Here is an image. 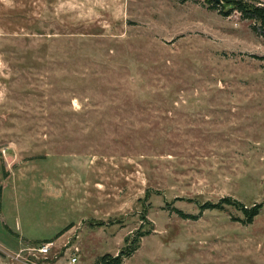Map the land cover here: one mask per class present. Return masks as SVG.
<instances>
[{
    "label": "rangeland",
    "instance_id": "rangeland-1",
    "mask_svg": "<svg viewBox=\"0 0 264 264\" xmlns=\"http://www.w3.org/2000/svg\"><path fill=\"white\" fill-rule=\"evenodd\" d=\"M250 24L206 0H0L1 264H96L136 239L121 264H264ZM223 197L258 214L199 210Z\"/></svg>",
    "mask_w": 264,
    "mask_h": 264
},
{
    "label": "trees",
    "instance_id": "trees-1",
    "mask_svg": "<svg viewBox=\"0 0 264 264\" xmlns=\"http://www.w3.org/2000/svg\"><path fill=\"white\" fill-rule=\"evenodd\" d=\"M210 6L217 9V12L222 15H229L235 12L239 15L241 19L250 20L251 29L264 38V5L258 0H206ZM231 206L236 211L240 212L245 218V222L249 224L252 219L258 214L260 204L251 205L250 207L243 206L239 201L231 199L229 197H223L219 199L216 203H204L199 206V210H221L222 206ZM178 216L187 219L191 218L189 215H184L181 211H176ZM60 233L58 236H60ZM138 239L134 240L133 246L127 252L120 251V253L111 257L109 255H104L98 259L96 264H121L124 258H129L138 247Z\"/></svg>",
    "mask_w": 264,
    "mask_h": 264
},
{
    "label": "built area",
    "instance_id": "built-area-1",
    "mask_svg": "<svg viewBox=\"0 0 264 264\" xmlns=\"http://www.w3.org/2000/svg\"><path fill=\"white\" fill-rule=\"evenodd\" d=\"M54 241H46L38 244L29 245L25 250L28 252L29 256L33 259H43L45 260L51 253V250L54 248ZM9 256V255H8ZM12 259H18L20 255H16L15 257L10 256ZM76 259L72 258L70 263H75Z\"/></svg>",
    "mask_w": 264,
    "mask_h": 264
},
{
    "label": "crops",
    "instance_id": "crops-1",
    "mask_svg": "<svg viewBox=\"0 0 264 264\" xmlns=\"http://www.w3.org/2000/svg\"><path fill=\"white\" fill-rule=\"evenodd\" d=\"M19 239H21L20 237H19ZM23 241V240H22ZM19 242H21V240H19ZM29 245H32V244H28L27 246H29ZM0 264H1V262H0ZM7 264V263H6Z\"/></svg>",
    "mask_w": 264,
    "mask_h": 264
}]
</instances>
